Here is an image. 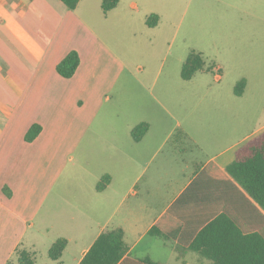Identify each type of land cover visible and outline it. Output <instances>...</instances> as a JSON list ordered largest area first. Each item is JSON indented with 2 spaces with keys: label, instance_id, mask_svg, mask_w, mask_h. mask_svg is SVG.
<instances>
[{
  "label": "crops",
  "instance_id": "obj_1",
  "mask_svg": "<svg viewBox=\"0 0 264 264\" xmlns=\"http://www.w3.org/2000/svg\"><path fill=\"white\" fill-rule=\"evenodd\" d=\"M83 1L71 10L61 0H0V264L16 261L18 247L38 252L41 240L48 254L61 237L68 244L59 260L51 258V264H79L99 234L116 227L124 229L130 246L125 260L210 264L177 238L150 230L199 169L213 161L226 170L239 143L226 141L224 148L200 162L196 152L202 146L194 134L198 128L181 121L174 127L165 110L159 113L149 106L152 118L139 117L121 136L104 131L102 151L111 152L106 158L121 163V183L109 169L97 176L99 181L106 173L112 175L103 191L77 193L58 183L68 155L92 134L100 109L127 68L91 18L78 12ZM72 50L79 52L81 62L66 78L57 65ZM143 121L150 123V129L136 141L132 129ZM35 123L43 129L28 142L25 135ZM177 126L189 135L190 144L174 143ZM168 154L181 156L184 166L179 171L172 170ZM131 172V177L125 176ZM213 181L208 179L203 186H213ZM62 215L68 216L64 228ZM78 217L85 223L82 230Z\"/></svg>",
  "mask_w": 264,
  "mask_h": 264
},
{
  "label": "rangeland",
  "instance_id": "obj_2",
  "mask_svg": "<svg viewBox=\"0 0 264 264\" xmlns=\"http://www.w3.org/2000/svg\"><path fill=\"white\" fill-rule=\"evenodd\" d=\"M101 2L84 0L78 12L91 18L127 68L100 109L92 134L61 169L58 183L67 191L97 190V176L105 169L121 183V163L102 151L104 131L121 136L139 117L152 118L149 106L159 113L165 110L174 127L181 121L198 128L194 134L202 146L196 152L200 162L224 148L226 141L240 148L264 131V0H120L117 9L106 13ZM154 14L158 23L149 26L147 18ZM192 49L217 65L184 80L182 66ZM242 78L247 86L238 96L234 88ZM168 160L173 171L184 166L178 154H168ZM59 218L64 228L68 216ZM77 223L82 230L81 217ZM45 246L41 240L38 264L54 263Z\"/></svg>",
  "mask_w": 264,
  "mask_h": 264
},
{
  "label": "trees",
  "instance_id": "obj_3",
  "mask_svg": "<svg viewBox=\"0 0 264 264\" xmlns=\"http://www.w3.org/2000/svg\"><path fill=\"white\" fill-rule=\"evenodd\" d=\"M61 1L75 10L81 0ZM119 1L103 0V11H111ZM158 19L157 14L151 15L147 23L155 26ZM80 62L79 52L72 50L58 63L57 71L70 78ZM216 65L208 62L201 51L192 49L182 66L181 76L190 80L196 73L209 71ZM246 86L247 79L239 80L235 94L243 95ZM42 129V125L33 124L25 140L32 142ZM149 129L150 123L140 122L133 127L132 137L140 141ZM173 141L190 144L191 138L183 128H177ZM208 179L215 181L213 186H203ZM111 181L112 175L104 174L96 189L103 191ZM150 232L177 238L187 249L208 259L210 264H264V131L237 149L235 159L226 170L213 161L199 169L192 183ZM67 244L68 239L58 238L49 248V257L59 260ZM129 249L122 227L105 228L79 264H145L125 260ZM15 257L16 261L11 259L7 264H35L37 252L18 247Z\"/></svg>",
  "mask_w": 264,
  "mask_h": 264
}]
</instances>
